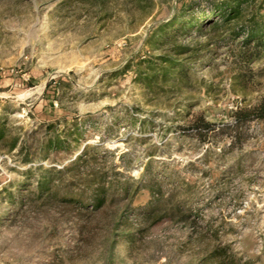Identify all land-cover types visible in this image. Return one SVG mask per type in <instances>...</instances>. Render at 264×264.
I'll return each mask as SVG.
<instances>
[{"label":"rangeland","instance_id":"rangeland-1","mask_svg":"<svg viewBox=\"0 0 264 264\" xmlns=\"http://www.w3.org/2000/svg\"><path fill=\"white\" fill-rule=\"evenodd\" d=\"M183 1L222 0H0V131L24 145L0 143V264H264V119L239 126L233 115L264 96V58L252 81L236 79L227 46L204 47L217 36L206 33L188 86L135 82L138 59L159 53L149 39ZM199 113L216 128L204 141L190 127ZM84 149L109 180L137 188L115 237L107 221L68 210L13 213L23 181L34 189L38 168ZM157 200L179 211L139 220Z\"/></svg>","mask_w":264,"mask_h":264},{"label":"trees","instance_id":"trees-1","mask_svg":"<svg viewBox=\"0 0 264 264\" xmlns=\"http://www.w3.org/2000/svg\"><path fill=\"white\" fill-rule=\"evenodd\" d=\"M193 32L196 35L191 37ZM206 33L217 36L209 39L204 47L226 45L228 60L231 61L234 72H237L236 79L252 81V65L264 58V0H222L197 6L183 1L178 14L168 23L162 24L149 39L150 46L159 53L144 60L138 59L134 71L135 82L148 90L161 92L188 86L192 62L199 59L203 48L196 42V37ZM188 37L192 41L184 43L183 40ZM233 115L239 126L252 120H263L264 96L256 105L240 108ZM190 127L195 129L202 141L216 129L202 113L190 122ZM0 143L7 145L9 151L24 149L20 137L9 136L5 129L0 131ZM50 144L44 145L43 151H55L57 147ZM71 156L59 162L63 166L61 169L38 168L34 189L30 180L23 181L18 188L21 193L10 194L8 197L11 204L19 208L18 212L13 213L18 215L24 208L34 212L68 210L87 219L85 222L96 219L107 221L112 228V236L115 237L117 231L124 227L126 215L132 207V203L128 201L133 200L137 188L129 183L119 185L115 179L109 180L106 172L97 171V158H89L86 149L74 161H71ZM47 160L49 161V155L40 159L27 157L24 162L29 164ZM31 174L32 170H29L26 175ZM151 185L150 182L149 186ZM160 191L159 188L157 193L153 190V198L156 194H161ZM154 203L146 206L144 214L137 215L139 220L156 225L163 219L165 212L178 210L177 206L172 207L171 200ZM86 231V225H79V235L82 238L88 233ZM144 231L145 229H140L139 233L143 234ZM123 237L130 243L134 235L123 234ZM222 252L226 253V250ZM219 253L218 248L207 247L202 251L205 256H210L209 259L221 258ZM219 264L227 263L222 261Z\"/></svg>","mask_w":264,"mask_h":264}]
</instances>
